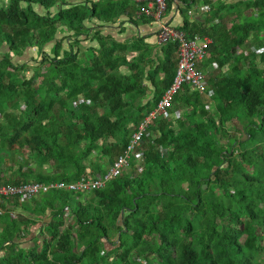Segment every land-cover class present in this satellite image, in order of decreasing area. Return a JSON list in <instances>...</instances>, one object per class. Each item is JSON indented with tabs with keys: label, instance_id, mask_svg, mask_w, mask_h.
I'll list each match as a JSON object with an SVG mask.
<instances>
[{
	"label": "trees",
	"instance_id": "16d2710c",
	"mask_svg": "<svg viewBox=\"0 0 264 264\" xmlns=\"http://www.w3.org/2000/svg\"><path fill=\"white\" fill-rule=\"evenodd\" d=\"M174 1L167 0L168 6ZM177 1L186 15L203 3L207 23L219 17L213 0ZM229 2L221 9L229 7L235 15L230 28L220 23L205 30L186 20L182 29L190 38L212 40L198 66L206 74L203 68L219 67L208 77L207 95L184 86L168 113L181 105L184 117L154 123L138 148L142 162L134 160L131 171L105 189L3 199L0 264H264L254 255L264 229V0ZM102 8L94 5L87 15L80 1L0 0V186L70 185L85 181L95 164L98 174H105L173 83L178 65L173 44L163 47L156 69L148 72L154 63L141 57L130 77L121 75L115 49L79 59L75 43L88 37L91 17H116ZM61 27L69 33L48 55L43 48ZM29 49L40 53L32 77L24 74L28 63L18 60ZM147 78L156 92L153 103H145ZM22 102L19 113L5 109ZM18 143L30 149V160L13 183L2 184L5 168L16 173L11 162ZM39 157L49 158L46 173L30 166ZM138 164L142 169L135 174ZM251 181L261 187H246ZM16 208L19 214L12 216ZM36 228L41 245L35 237L33 247L22 248L17 241Z\"/></svg>",
	"mask_w": 264,
	"mask_h": 264
},
{
	"label": "crops",
	"instance_id": "0c3cea01",
	"mask_svg": "<svg viewBox=\"0 0 264 264\" xmlns=\"http://www.w3.org/2000/svg\"><path fill=\"white\" fill-rule=\"evenodd\" d=\"M77 1L84 2L87 6L86 14L90 15V9L94 5L102 6V10L111 11L112 14H116V17L112 20H101L96 17H91L92 19L88 21L87 27H91L92 29L88 33V37L82 36L83 41L76 42L75 46L79 52V59L84 61V59L91 53L98 55L101 52L102 48L105 49H115L116 52L113 56L115 60H118L120 63V73L124 77H130L136 74L137 67L139 65V60L142 57L143 61H152L154 64L150 65L148 72L156 69L158 66V60L163 59L164 51L163 47H160L157 43V34L159 31V25L149 19H138V6L131 0H66L69 4L76 3ZM225 5L228 4L229 1L224 0ZM36 10L43 13L44 9L41 7H36ZM219 11V17L211 21L210 23L206 22V19H210L208 16L207 10L204 9L203 3L197 5L191 12L186 15L182 11V8L179 6L178 1H174L172 6H168V12L166 15V21L172 27L182 30L185 27L186 20L189 21L190 24L195 22H200L203 24V28L205 30L211 29L213 26L218 25L220 23L226 22V17L231 15L232 9L229 7H225L224 9L217 8ZM51 12H56L55 7L51 10ZM198 16V17H196ZM228 25V23H226ZM233 24V21H232ZM60 34L58 37L45 48L43 51L50 55L52 50L56 48L57 41L62 42V39L65 34L69 32L60 28ZM66 32V33H65ZM206 38V37H205ZM210 39V38H209ZM61 44V43H60ZM66 44L63 42L61 49H59V54H63V49H65ZM35 53V57L32 56L30 58L33 63H29L27 59L21 60L23 57H27V55H31ZM39 50L29 49L24 55L18 57V60L27 62L28 69L24 73L27 77H32L36 68L38 67V58H39ZM88 54V55H87ZM52 55V54H51ZM14 56V55H13ZM54 56V55H53ZM207 59V58H206ZM206 59L201 63V65L206 61ZM230 58L226 61L228 62ZM174 60L177 61V56L175 54ZM200 65V66H201ZM207 71L208 77L210 75H215L219 72L218 64H213L211 67L203 68ZM228 69L227 65H225L223 72ZM177 72V70H176ZM161 81L164 80V75L161 77ZM78 80V79H77ZM42 81V78H38L36 80V86H39ZM146 85L149 89L147 93V99L145 103L151 101L153 103V97L155 96V88L151 84L150 78L146 79ZM160 89H163V85L160 86ZM83 100V97H80ZM162 99V98H161ZM161 101V100H160ZM79 101H76L78 103ZM158 106V105H157ZM215 110L213 104L210 105L209 111L211 112V108ZM157 108V107H156ZM181 105H178L172 114H168V121L174 122L180 118H183L184 109ZM178 109L181 110V113H178ZM180 114V115H179ZM176 115H179L176 117ZM175 116V119H173ZM173 119V120H172ZM143 123V122H142ZM141 123V124H142ZM140 124V125H141ZM139 128V127H138ZM135 129L133 133L137 130ZM132 133V135H133ZM145 144V142H144ZM141 156V153H139ZM142 159V156H141ZM27 218L30 217L28 212L25 213ZM36 237V238H35ZM35 238L37 241V245H41L43 238H41L38 234L37 228L29 235V237L25 239H19L17 242L21 244V247L24 249H29L33 247L35 244Z\"/></svg>",
	"mask_w": 264,
	"mask_h": 264
},
{
	"label": "built area",
	"instance_id": "2783aa9c",
	"mask_svg": "<svg viewBox=\"0 0 264 264\" xmlns=\"http://www.w3.org/2000/svg\"><path fill=\"white\" fill-rule=\"evenodd\" d=\"M138 6V19H149L159 25L157 43L160 47L169 44L176 45L177 72L170 88L165 92L157 108L139 126L138 130L130 138L125 153L114 161L108 171L103 175L88 173L86 180L73 184L56 182L45 184L41 182H29L20 185L0 186V203L3 199L19 197L22 201H30L39 198L51 190H68L69 192L90 194L105 189L108 184L127 174L131 164L141 159L138 148L142 147L150 127L157 121L166 119L168 113L174 109V102L177 95L184 86L189 87L200 96L207 95L209 91L208 77L205 72L198 69V66L209 55L212 40L194 36L190 38L187 33L172 27L166 21L168 12L167 0H131ZM15 213H12L14 216Z\"/></svg>",
	"mask_w": 264,
	"mask_h": 264
},
{
	"label": "rangeland",
	"instance_id": "374dc122",
	"mask_svg": "<svg viewBox=\"0 0 264 264\" xmlns=\"http://www.w3.org/2000/svg\"><path fill=\"white\" fill-rule=\"evenodd\" d=\"M234 1H240V0H231V2H229V3H233ZM225 2L226 1H224V0H213V5L216 7L217 6V8H221V6L223 5H225ZM199 5V4H198ZM227 5V4H226ZM204 9H207L206 7H204ZM250 12V11H249ZM249 12H246V13H249ZM196 17H198V16H196ZM235 19V15H233L232 14V16L231 15H229V16H227L226 17V22L225 23H228V25H227V28H230L231 27V25H232V21ZM224 24V23H223ZM253 44H252V42L250 41V42H248L247 43V45H246V48H249V47H251ZM13 56V55H12ZM32 56H34L35 57V53L34 54H31V55H27V57H23L21 60H23V59H27L28 60V62L30 63H33L34 61H31L30 60V58L32 57ZM25 108V105H24V103L22 102V103H20L17 107H15V108H9V107H7V106H5V109H6V111H8V112H14V113H19V111L20 110H22V109H24ZM59 107H57V109H58ZM181 109V108H180ZM178 109L177 111H178V113H181L182 114V112H181V110L183 111V109ZM211 112L212 113H214V109H213V106H212V108H211ZM180 115V114H179ZM179 115H176V117H178ZM167 119H168V116H167ZM173 119H175V116H173ZM172 119V120H173ZM149 139V138H148ZM17 147L19 148V152L16 154V156H15V158H14V161L13 162H11V165L12 166H14L13 168L16 170L15 172V174H12V173H10L9 171H8V169L7 168H5L6 169V172H4V174L2 175V178H1V181H2V184H5L6 182H8V181H10V182H12L13 183V181L17 178V173H18V168H20V166H22V167H24V165L23 164H26L27 162H29V158L31 157V153H30V149L28 148V147H23V146H21V144L20 143H18L17 144ZM145 149L143 148V151H144ZM98 157V156H97ZM48 157H39V158H36V162L34 163V162H30V166L31 167H33V168H36L37 170L36 171H38L39 173H46L48 170H49V167H48ZM139 161H141V159L139 160ZM142 162V161H141ZM140 162V163H141ZM95 164V163H94ZM99 167H101V168H103L104 167V163H102V164H100V166ZM142 169V166L140 165L139 166V164H138V169H136V170H134L135 171V174H137V173H139L140 171H139V169ZM99 171V168H98V165H94L93 167H91V170H90V174H94V175H98V172ZM131 171V169H129V171L127 172V173H129ZM24 184V183H23ZM246 187H253V188H260L261 187V185L259 184V183H257V182H255V181H251V182H249L247 185H246ZM19 214V210L16 208V212H15V214H14V216H17ZM226 215V214H225ZM224 215V216H225ZM14 218V217H13ZM226 223H228L227 222V220L225 219V220H220L219 221V225L220 226H223V225H225ZM231 227H232V229L233 230H235L236 232L238 231V229L236 228V226L235 225H233V224H231ZM244 237L242 238V242H244ZM260 242H261V249H259V248H255V244H250V245H248V248L250 249V250H254V248L255 249H257V251L255 252V257L258 259V261L259 262H261L262 260H264V229H262V233H261V235H260V239H258ZM109 249H110V247H108ZM142 264H144L143 262H142Z\"/></svg>",
	"mask_w": 264,
	"mask_h": 264
},
{
	"label": "clouds",
	"instance_id": "9594fccd",
	"mask_svg": "<svg viewBox=\"0 0 264 264\" xmlns=\"http://www.w3.org/2000/svg\"><path fill=\"white\" fill-rule=\"evenodd\" d=\"M208 77V76H207Z\"/></svg>",
	"mask_w": 264,
	"mask_h": 264
}]
</instances>
